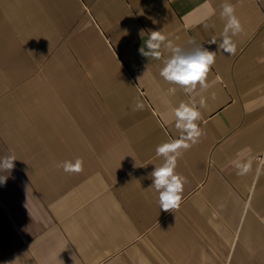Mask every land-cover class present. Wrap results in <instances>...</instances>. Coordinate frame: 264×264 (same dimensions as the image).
<instances>
[{"label":"crops","instance_id":"crops-1","mask_svg":"<svg viewBox=\"0 0 264 264\" xmlns=\"http://www.w3.org/2000/svg\"><path fill=\"white\" fill-rule=\"evenodd\" d=\"M225 2L0 0V159H17L0 171V264H264V0H227L244 26L232 56L209 44ZM158 30L217 51L207 91L164 81L163 48L139 53ZM201 95L204 135L178 159L187 183L165 212L155 149L180 135L172 110ZM76 158L80 173L57 167Z\"/></svg>","mask_w":264,"mask_h":264},{"label":"clouds","instance_id":"clouds-1","mask_svg":"<svg viewBox=\"0 0 264 264\" xmlns=\"http://www.w3.org/2000/svg\"><path fill=\"white\" fill-rule=\"evenodd\" d=\"M221 9L220 16L225 22L223 30L219 37H213L209 44H216L217 51L222 50L223 53L232 56L236 54L238 47L235 38L243 33L244 26L233 4L226 0ZM209 27L214 25L204 24L205 29ZM162 48L169 53L163 59ZM217 51H210L203 44H197L194 39L188 40L187 46L176 44L169 40L162 30L149 31L147 40L139 48V53L148 59H162L163 67L160 69V76L167 83L178 86L188 96H192L198 87L204 91L208 90L207 77L215 64ZM206 107V99L201 95L198 105L195 102H181L172 110L170 119L166 120L167 123L174 124L180 135L178 138L160 143L155 149L156 155L162 158V163L155 166L150 177L153 181L151 188L158 193L160 210L172 212L179 209L181 205L187 178L176 172L177 161L184 151L199 143L204 135L198 122L202 118L200 109ZM142 109L143 103L137 99L133 110ZM15 160L17 159L14 153L0 159V171L10 172L14 168ZM83 166L82 158H76L74 161L65 160L57 164L58 168L68 174L82 172ZM234 166L237 169V175L243 176L250 171L251 162L237 160ZM7 178V175L0 176V184H4Z\"/></svg>","mask_w":264,"mask_h":264}]
</instances>
